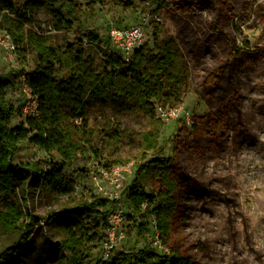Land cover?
Returning a JSON list of instances; mask_svg holds the SVG:
<instances>
[{"label": "rangeland", "instance_id": "rangeland-1", "mask_svg": "<svg viewBox=\"0 0 264 264\" xmlns=\"http://www.w3.org/2000/svg\"><path fill=\"white\" fill-rule=\"evenodd\" d=\"M76 1L79 5L71 29L56 28V20L44 7L33 12V23L28 27L46 36L52 45L81 40L86 57L100 64L104 52L117 50L106 41L110 24L127 26L144 22L143 43L149 45L155 24H159L181 51L186 86L181 90V101L173 107L166 106L179 110L175 118L119 112L106 103L96 102L88 114L93 130L90 148L85 146L86 150L77 153L65 168V175L76 182L74 197L79 200H90L91 195L105 197L98 189L110 191L111 186L101 178L99 169L133 162L131 173L125 176L117 192L126 212L133 215H128L125 238L114 251L144 246L159 250L152 243L153 218L145 216L147 227L142 230L139 222L144 220L140 217L143 210L132 212L125 198L136 164L154 154L153 143L162 146L165 155H171L176 134H194L191 126L199 116L212 112L222 96L237 93L236 107L230 113L231 124L241 121L245 131L235 135L229 131L227 143L217 154L208 151L188 168L198 184L187 188L180 198L183 212L174 236L182 239L188 248L186 253L199 264H264V0H225L226 3L224 0H171L159 9L141 0H136L134 8L111 0ZM177 2L188 4V10H176ZM90 32L99 35L98 42L88 39ZM35 59L28 48L11 50L0 43V74L13 78L22 68L31 69ZM225 62L229 64L215 85L209 74ZM20 79V76L14 79V86L7 89L6 97L13 106L28 111L32 100L23 91ZM211 85H215L213 92H210ZM20 119L14 117V123ZM74 123L79 124L77 120ZM116 130L121 135L119 140L107 135ZM94 149L96 153L91 151ZM51 158L58 156L24 141L14 161L40 160L49 167ZM65 204L66 200L46 191L29 197L27 210L33 217L32 238L18 247L15 256L8 255L3 264H61L60 252L51 251L45 243V238L56 242L58 237L51 223H43L42 216ZM111 205L109 200L110 208ZM16 237L0 226V252L3 247L14 244ZM85 250L89 254L87 264L101 261V242H89Z\"/></svg>", "mask_w": 264, "mask_h": 264}, {"label": "trees", "instance_id": "trees-1", "mask_svg": "<svg viewBox=\"0 0 264 264\" xmlns=\"http://www.w3.org/2000/svg\"><path fill=\"white\" fill-rule=\"evenodd\" d=\"M111 1L128 8H134L136 2ZM141 1L159 9L171 0ZM78 5L76 0H22L21 3L0 0V31L10 35L16 49L28 48L36 57L31 69L22 68L13 78L0 74V226L17 235L14 244L2 248L0 264L7 262L8 255L15 256L18 247L32 238L33 217L27 210L28 199L40 191L66 200L58 210L42 216L43 223H51L58 237L56 242L45 238V243L51 251L60 252L61 264H87L86 244L101 242V228L107 223L110 211L109 199L99 195H91L90 200L75 198L76 182L65 175V168L71 165L77 153L86 150L85 146L90 148L93 130L89 110L96 102H101L119 112L132 111L160 118L156 108L178 104L181 90L186 86V66L181 51L159 24H155L151 45L142 43L128 60L119 50L104 52L100 64L86 57L81 40L52 45L46 36L28 27L33 23V12L44 7L56 20V28L69 30ZM174 6L181 12L188 10V4L183 2ZM88 39L96 43L99 35L90 32ZM227 64H221L209 74L215 85ZM17 76H24L36 98L35 114L24 113L6 97L7 89L14 86ZM215 85L210 86V92ZM237 97L236 93L219 98L212 112L199 116L192 124L194 134H176L171 155H165L162 146L153 143L154 154L136 164L125 198L135 213L142 212L141 205L146 203L140 213L144 220L139 226L145 230V216H151L169 251L148 246L117 250L97 264H199L186 253L188 248L182 239L174 236L183 212L180 198L187 188L198 184L188 168L208 151L217 154L227 143L229 131L234 135L245 131L241 121L231 124L230 113L236 107ZM14 117L21 119L14 123ZM76 120L79 124L74 123ZM107 135L117 140L121 136L118 130ZM24 141L47 153H55L58 158H51L49 167L40 160L15 162L14 157ZM91 151L96 153L95 149Z\"/></svg>", "mask_w": 264, "mask_h": 264}, {"label": "built area", "instance_id": "built-area-1", "mask_svg": "<svg viewBox=\"0 0 264 264\" xmlns=\"http://www.w3.org/2000/svg\"><path fill=\"white\" fill-rule=\"evenodd\" d=\"M144 24V22H140L127 26H118L115 24H110L108 26L107 34L111 45L119 50L126 60H128L134 50L143 43ZM1 33L3 34V37H0V43L11 50L15 49V45L13 44L10 35L6 31H0V34ZM20 80L24 86L23 91L26 96L32 100L31 108L28 111L23 108V112L26 114H35L37 108L36 98L31 94L26 85L24 76H21ZM156 112L158 116L165 118H175L179 115V110L177 108L166 107L163 109V107H158ZM133 165V162H128L127 164L115 166L111 169H105L104 167L99 169L101 178L111 186V190H104L102 187L98 190L112 203L107 215V223L101 230V260L107 259L115 250V247L125 238L126 234L124 231V225L128 219V215L132 213L128 214V212H126L124 205L119 200L117 192L120 190L125 176L131 173ZM145 207L146 203H142L141 210H144ZM132 212L134 211L132 210ZM152 221L154 226V231L152 233L153 245L159 248L162 252H168V248L162 243L159 237L156 221L154 219Z\"/></svg>", "mask_w": 264, "mask_h": 264}]
</instances>
